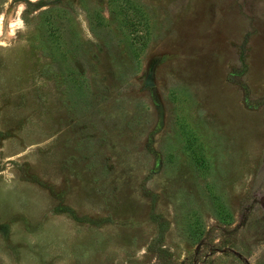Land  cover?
Returning <instances> with one entry per match:
<instances>
[{
  "label": "rangeland",
  "instance_id": "rangeland-1",
  "mask_svg": "<svg viewBox=\"0 0 264 264\" xmlns=\"http://www.w3.org/2000/svg\"><path fill=\"white\" fill-rule=\"evenodd\" d=\"M0 264H264V0H0Z\"/></svg>",
  "mask_w": 264,
  "mask_h": 264
},
{
  "label": "water",
  "instance_id": "water-1",
  "mask_svg": "<svg viewBox=\"0 0 264 264\" xmlns=\"http://www.w3.org/2000/svg\"><path fill=\"white\" fill-rule=\"evenodd\" d=\"M149 82H151V81H149Z\"/></svg>",
  "mask_w": 264,
  "mask_h": 264
}]
</instances>
